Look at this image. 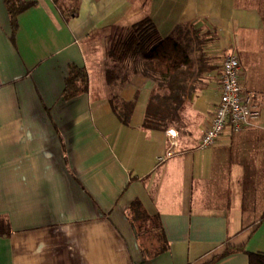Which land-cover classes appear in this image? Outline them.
<instances>
[{
    "label": "crops",
    "instance_id": "0c3cea01",
    "mask_svg": "<svg viewBox=\"0 0 264 264\" xmlns=\"http://www.w3.org/2000/svg\"><path fill=\"white\" fill-rule=\"evenodd\" d=\"M26 1L36 5L13 34L0 0V264H248L246 253L264 254V0ZM145 18L161 39L181 27L195 63L174 116L160 104L148 129L146 57L105 54L113 29ZM230 55L260 115L199 149ZM70 65L86 71L88 90L65 101ZM134 200L168 244L148 260L126 217Z\"/></svg>",
    "mask_w": 264,
    "mask_h": 264
},
{
    "label": "trees",
    "instance_id": "16d2710c",
    "mask_svg": "<svg viewBox=\"0 0 264 264\" xmlns=\"http://www.w3.org/2000/svg\"><path fill=\"white\" fill-rule=\"evenodd\" d=\"M58 2V0H53ZM36 5V2L26 0H4V6L9 17L12 33L17 28V17ZM181 27L175 29V33L165 39H161L149 18H145L128 28L113 29L106 57L112 62L122 64L137 54L146 57L144 72L156 82L145 112L143 127H151L160 104L169 110L170 116H174L175 110L181 104L186 84L195 74V63L190 58L188 51L179 42L177 36L182 35ZM114 78L109 77L107 83L111 84ZM88 90L87 73L84 69L74 65L68 67V73L64 82L62 98L70 100ZM117 97L111 99V105L116 113L115 104ZM130 112V105L123 103ZM126 124V118L123 119ZM134 234L141 257L144 260L151 259L168 248L159 219L149 216L141 203L134 200L126 212ZM8 226L0 222V232H8ZM226 250L224 255L229 254ZM248 264H264V254L246 253Z\"/></svg>",
    "mask_w": 264,
    "mask_h": 264
},
{
    "label": "built area",
    "instance_id": "2783aa9c",
    "mask_svg": "<svg viewBox=\"0 0 264 264\" xmlns=\"http://www.w3.org/2000/svg\"><path fill=\"white\" fill-rule=\"evenodd\" d=\"M242 67L236 56H227L221 62L219 81L220 94L209 127L204 131L199 149L211 147L215 141L230 137L242 126L259 118V110L253 106V94L241 81ZM171 139H175L172 131H167ZM170 153L159 157V163L167 160Z\"/></svg>",
    "mask_w": 264,
    "mask_h": 264
},
{
    "label": "rangeland",
    "instance_id": "374dc122",
    "mask_svg": "<svg viewBox=\"0 0 264 264\" xmlns=\"http://www.w3.org/2000/svg\"><path fill=\"white\" fill-rule=\"evenodd\" d=\"M59 4V3H58Z\"/></svg>",
    "mask_w": 264,
    "mask_h": 264
}]
</instances>
